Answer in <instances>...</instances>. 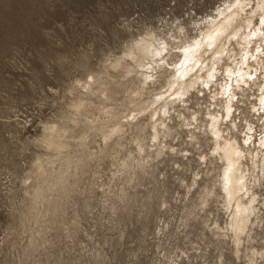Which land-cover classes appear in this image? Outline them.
<instances>
[{"label": "rangeland", "instance_id": "obj_1", "mask_svg": "<svg viewBox=\"0 0 264 264\" xmlns=\"http://www.w3.org/2000/svg\"><path fill=\"white\" fill-rule=\"evenodd\" d=\"M232 1L0 0V264H264V166L247 161L255 211L237 245L214 139L184 121L207 89L152 116L182 49ZM143 40L163 53L136 65ZM256 88L233 114L257 145Z\"/></svg>", "mask_w": 264, "mask_h": 264}, {"label": "bare ground", "instance_id": "obj_2", "mask_svg": "<svg viewBox=\"0 0 264 264\" xmlns=\"http://www.w3.org/2000/svg\"><path fill=\"white\" fill-rule=\"evenodd\" d=\"M256 1V9L250 11L247 8L251 1H232L213 18L198 39L182 49L183 55L173 67L170 90L160 94L162 105L152 113V116L166 114L169 105L176 101L185 104V97L193 90L205 88L209 92L210 105L202 111L204 116L199 118L201 111H193L192 117H184V121L194 139L198 138L197 133L208 134L214 139L212 156L224 166L220 187L228 200L235 203L230 226L237 245L255 211V195L249 201L240 198V193L249 194L252 188L249 187L247 161L253 170L259 167V163L264 166V134L256 147L250 134L252 128L248 125L241 142L234 134L238 125L233 114L237 111L235 103L246 98L244 87L251 89L253 85L257 87L253 110L264 115V31L261 30L264 26V0ZM255 18H259V27H256ZM153 53L161 55L163 49H155L152 40H143L128 56L135 60L136 65H142ZM228 63L232 67H226L222 74L219 70ZM149 106L144 103L139 110H147ZM186 110L189 111L188 108ZM227 123L229 126H225ZM157 136L158 130L154 131V138ZM54 143L49 141L48 145L51 147ZM252 144L254 149H251ZM247 145L249 148L245 147Z\"/></svg>", "mask_w": 264, "mask_h": 264}, {"label": "clouds", "instance_id": "obj_3", "mask_svg": "<svg viewBox=\"0 0 264 264\" xmlns=\"http://www.w3.org/2000/svg\"><path fill=\"white\" fill-rule=\"evenodd\" d=\"M53 72L55 73V68H53ZM45 79H47V77H44ZM7 209V205L0 203V213H5Z\"/></svg>", "mask_w": 264, "mask_h": 264}]
</instances>
